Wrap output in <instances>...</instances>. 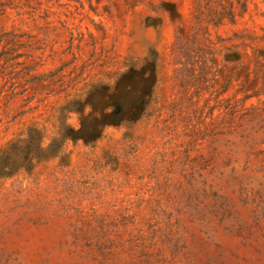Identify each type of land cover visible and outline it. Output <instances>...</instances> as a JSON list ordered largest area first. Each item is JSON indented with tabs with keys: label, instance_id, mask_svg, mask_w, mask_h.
Masks as SVG:
<instances>
[{
	"label": "rangeland",
	"instance_id": "374dc122",
	"mask_svg": "<svg viewBox=\"0 0 264 264\" xmlns=\"http://www.w3.org/2000/svg\"><path fill=\"white\" fill-rule=\"evenodd\" d=\"M0 264H264V0H0Z\"/></svg>",
	"mask_w": 264,
	"mask_h": 264
}]
</instances>
